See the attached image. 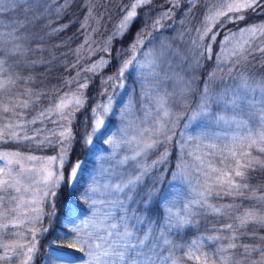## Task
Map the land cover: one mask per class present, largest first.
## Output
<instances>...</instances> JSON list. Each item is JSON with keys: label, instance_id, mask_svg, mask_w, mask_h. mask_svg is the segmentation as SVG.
I'll return each mask as SVG.
<instances>
[{"label": "snow or ice", "instance_id": "obj_1", "mask_svg": "<svg viewBox=\"0 0 264 264\" xmlns=\"http://www.w3.org/2000/svg\"><path fill=\"white\" fill-rule=\"evenodd\" d=\"M154 2L129 0L113 39L130 31L140 9H149L146 15L151 16ZM199 2L167 0L169 7L136 33L128 52L117 54V60L129 58L102 79L105 86L112 83L113 93L107 102L91 108L79 139L86 147L93 143L112 111L115 90L126 87L125 74L132 69L137 71L142 93L138 110L143 115L126 120L120 133L105 141L112 145L111 155L100 159L96 173L80 190L83 161L73 160L77 143L73 124L76 114L88 106L91 80L84 73L99 74L112 60L101 56L79 69L64 81L68 90L63 94H50L60 93V88L33 87L38 81L36 69L47 68L56 59L45 53L51 52L49 41L69 27L59 21L71 7L70 0H0V261L34 264L40 239L52 231L43 219L62 216L64 235L49 241L44 253L49 264H184L193 259L198 264H264V189L257 195L256 186L248 183L251 172L264 169V75L246 70L254 53H264V22L239 27L247 10L264 9V0H212L211 8L205 4L195 37L190 36L191 29L170 39L153 37L158 44L145 51L146 40L151 43L150 28L162 31L169 27L164 21L178 19V10L186 18ZM85 6L87 21L94 9L91 0ZM229 23L238 27L225 33L215 54L217 70L225 75L218 77L214 71L197 83L201 61L213 58V44ZM103 50L111 55L107 43ZM94 54L89 47L88 58ZM81 62L78 57L75 65L66 67ZM132 107L126 106L124 117L133 116ZM189 109L188 119L202 118L219 131L196 138L200 142L194 150L188 143L192 137L179 141L181 155L172 170L165 167L167 146L174 142L176 125ZM30 145L35 147L27 153L20 150ZM48 147L54 149L53 155L34 154ZM152 155L157 159L148 163ZM166 172L172 181L187 184L182 198L165 195ZM67 191H79V198L66 199L57 210L56 201ZM225 198L232 202L218 203ZM242 200L255 204L241 211L243 205L237 201ZM85 205L88 211L82 215ZM209 217L216 218L210 235L184 244L173 239L186 226L198 223L197 218ZM205 240L210 242L207 251Z\"/></svg>", "mask_w": 264, "mask_h": 264}, {"label": "rangeland", "instance_id": "obj_2", "mask_svg": "<svg viewBox=\"0 0 264 264\" xmlns=\"http://www.w3.org/2000/svg\"><path fill=\"white\" fill-rule=\"evenodd\" d=\"M73 0H70V3ZM200 6L198 8L193 7L192 12L185 18V13L183 10H178L176 12V16L178 19L175 21L173 20H166L164 23L168 24L169 27L164 28L162 31H154L151 28L149 29L152 32V36L148 37V40H151V43H148L146 40V47L145 51L151 49L153 44H158V41L153 37H159V39H170L171 37L177 36V34L184 29H191L190 36L195 37L196 27L199 26V22L203 19V15L205 13V4H207L208 8L212 7V0H200ZM129 3V0H91V6L93 7L94 11L87 21H85V17L88 15V8L85 6L86 0H81V5L83 8V14L80 19V29L82 37L79 43L74 47L72 50L71 56L68 58L67 66L75 65L78 57L82 58V62L80 65L76 67H66L68 70L67 75L64 78V81L69 79L72 76H75L77 71L81 68L89 66L94 61L100 59L101 56L106 57L107 59L112 60V64L110 67L103 69L99 74L93 73H84L87 77L91 80V87L87 89V110L81 111L76 114V119L73 124V130L77 133V143L74 145L73 148V160L80 159L83 161V170L80 173V180L77 185V188L82 190L84 186L87 184L89 178L94 175L98 169L99 161L102 157L107 158L111 155L113 149L112 145L106 143L105 141L116 134H119L121 129L124 127L126 120L128 119H135L136 117H140L143 115L141 111H139V105L141 101V88L137 79V71L135 69L130 70L129 73L125 74L126 77V87L124 88H117L115 90V94L112 99V111L109 117L106 120L105 125L103 126L102 130L94 136L93 143L90 146H85L82 141H80L79 137L83 134L84 128L83 123L86 116H88L91 112V108L100 101L107 102V98L109 94L113 93L112 83H109L107 86L103 85L102 79L107 78L108 76L112 75L117 70V66L120 64L121 60L128 59L127 55H124L120 58V60L116 59L117 54L121 52H128L129 45L133 42L134 38L136 37V33L146 24L149 23L152 19L156 18V13L165 10L169 7L167 0L160 7H155L151 10L152 15L147 16L146 13L149 10H146L140 14L139 10V18H141V22L137 30L134 32L131 41H122V37L116 36L113 39V33L116 32L117 26L119 25L122 16L124 15L123 9L125 5ZM246 17L250 20L245 25L251 24H259L264 22V9L258 10L256 12H252L251 10H247L245 13ZM232 15H236L235 13ZM263 15V17L261 16ZM251 20H258V21H251ZM84 24L85 27L82 28L81 25ZM241 25L239 27H243ZM237 24L229 23L227 27L223 30L219 31V35L217 36L216 41L213 44V58L208 60H202V66L197 70V83L202 84L204 80H206L209 76V73L214 71L217 72V76L225 75V72H221L217 70V60L215 58V54L219 53L221 50V41L224 39V35L229 30L236 31ZM219 26L217 25V29ZM147 37V33H145ZM186 44H190L189 37H185ZM88 40V44H85V41ZM111 48V55L106 53L103 49L105 45ZM84 45L83 48L81 46ZM89 47L95 50V54L91 55L89 59ZM139 47V45H138ZM79 49V52L77 51ZM264 57V53L256 52L252 57H250V62L246 66V70L252 73H255L257 77L264 75V65H255L256 59H260ZM262 64V62L260 63ZM191 75V72H189ZM64 81L62 82L63 87L61 88L60 93L56 95L63 94V92L67 91V86L64 85ZM83 82V81H81ZM73 89L76 85L71 86ZM172 85L169 84L168 88L171 90ZM101 92H104V95L101 96ZM131 103L133 107L130 111L133 113L131 117H124L123 113L126 109V106ZM44 104H47V100L44 101ZM179 105L177 104L176 108L173 111L178 110ZM191 115V109L181 115L180 122L177 123L175 131L177 135L174 137V142L168 145V151L170 153L168 158V163L165 166L166 168L175 170L176 164L179 162V156L181 155V149L179 141H186L188 137H192L193 139L188 143L191 145L190 150H194L196 144L200 141L196 138H203L205 136H212L214 133L218 132L219 129L215 127V125H209L207 121L203 120L202 118L190 120L188 116ZM187 125V127L185 126ZM89 131H91V121H89ZM15 147V146H12ZM34 145H30L28 147L21 146L20 150L27 153L29 148H34ZM164 149L161 148L160 151ZM38 156H50L54 154V149L51 147L45 148L40 151H36L34 153ZM253 155H257L258 153L253 151ZM157 159V155H152L151 158L147 161L151 163L152 160ZM166 179L162 187L167 188V192L165 195H175L179 194L182 198L187 193V184H182L179 181H172V177L170 172L165 173ZM261 190H257L256 194L260 195ZM251 195V193H249ZM79 198V191H67L60 195L59 199L56 201V208L59 210L64 206L65 200H76ZM51 198L49 197V200ZM231 198H225L223 201H218V203H231ZM216 202V201H214ZM245 202V203H244ZM237 203H241L243 207L241 211L245 208L251 207L255 204L254 200H242L237 201ZM50 210L46 208L45 211ZM88 211V206H84V213L86 214ZM198 223L193 222L191 225L186 226L182 229L179 233H182L187 227H191L193 230L192 236L184 241L183 243H179L181 239L176 240L173 236V239L176 241L177 244H184L193 239L200 240L202 237H206L210 235L209 229L212 226V223L216 222L215 217H209L208 219H201L197 218ZM221 223H226L228 221L221 220ZM66 223L62 216L60 217H53L51 219L44 218L43 225L48 227L51 225L52 231H50L45 237L41 238L39 241L40 244V254L37 256L34 264H49V260L44 257V253L47 251V245L49 241H52L56 238L57 235L63 236L64 233L61 231V228ZM250 228L255 227L259 229L258 225H250ZM11 230V229H9ZM264 234V233H261ZM11 238H9L10 240ZM184 240V239H183ZM209 241H204L205 249L209 250L208 245ZM66 251H71L70 249H64ZM3 254V250L0 249V255ZM179 256H182L183 253H178ZM197 264L198 262L193 259ZM0 264H19V261L12 260V261H0ZM184 264H187L184 262Z\"/></svg>", "mask_w": 264, "mask_h": 264}, {"label": "trees", "instance_id": "obj_3", "mask_svg": "<svg viewBox=\"0 0 264 264\" xmlns=\"http://www.w3.org/2000/svg\"><path fill=\"white\" fill-rule=\"evenodd\" d=\"M164 0H157L155 4L160 3ZM83 8L81 5V0H73L71 2V7L65 12L62 19L59 21L61 24H68L69 27L57 33L50 41L49 45L51 46V52L45 53L46 56L51 58V56H55L56 59L53 60L47 68L41 67L36 69V75L38 77V81L34 82L33 87L53 89V88H61L63 87L62 82L64 81L65 76L68 73L66 68L68 58L72 54V50L79 43L82 34L80 25V19L83 14ZM263 17V15H261ZM250 20L246 18L244 21L240 22L239 26L247 24ZM258 21V20H251ZM139 23V19L136 20L135 24L131 27L130 31H128L121 42L130 41L133 37V34ZM55 45H60L59 47H55ZM262 62V64H260ZM255 65H264V57L259 60L256 59ZM51 95H56L57 93H50ZM248 183L250 185L256 186L257 190L264 189V169H257V171L251 172L249 176ZM232 202V201H231ZM245 203V202H244ZM193 230L191 227H187L182 233H178L174 235L175 239H181L179 243H183L187 239H189ZM184 239V240H183ZM187 264H197L195 261H185Z\"/></svg>", "mask_w": 264, "mask_h": 264}]
</instances>
